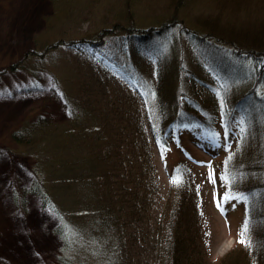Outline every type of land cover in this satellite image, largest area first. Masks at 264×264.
Instances as JSON below:
<instances>
[{
  "label": "rangeland",
  "instance_id": "obj_1",
  "mask_svg": "<svg viewBox=\"0 0 264 264\" xmlns=\"http://www.w3.org/2000/svg\"><path fill=\"white\" fill-rule=\"evenodd\" d=\"M165 1L142 0L133 6V24L139 29L135 35L171 17ZM125 2L0 0V264H54L56 254L50 252L62 246L57 247L50 232L62 224L71 228L69 255L74 264H114L117 257L120 264H159V231L166 225L174 188L183 182L201 213L197 226L201 231L198 247L205 256L202 264H220L234 246L244 245L239 240L247 201L232 194L227 176L229 157L247 147L243 136L249 137V131L242 119L236 116L229 134L222 119L214 117L212 134L186 127L172 131L163 141L151 137L147 116L158 101L159 85L158 65L143 58L145 53L164 63L183 93L192 91L187 79L193 73L212 84L217 80L227 90L240 91L243 82L228 65L230 58L214 57L203 42L181 30L188 27L201 35L193 19L213 11L212 2L182 3L179 13L186 15L182 26L163 37L149 33L134 39L122 31L127 25L124 21L121 29L114 30V23L126 12ZM126 38L133 50H141L139 54L126 50ZM206 65L215 75L200 70ZM214 86L219 92L218 84ZM145 89L154 97L150 103H146ZM211 91L198 87L196 92L208 96ZM241 109H252L250 102ZM118 111L126 113V125L136 117L137 127L147 138L140 151L145 155L148 149L152 155L147 168L149 185L137 203L146 205L142 221L130 204L119 221V193L100 205L102 191L93 184L99 178L97 157L106 149L103 122L117 119ZM39 123H45L42 129ZM19 130L36 132L32 145L12 139L11 133ZM61 160L68 171L64 177ZM131 182L129 176V190L134 188ZM34 183L43 185L67 216L83 210L86 219L71 216L61 221L51 209H43L38 198L19 190ZM12 194L18 196L16 202ZM226 194L234 198L225 200ZM120 229L125 231L124 239ZM85 231L94 236L85 237ZM224 244L229 246L224 248Z\"/></svg>",
  "mask_w": 264,
  "mask_h": 264
},
{
  "label": "trees",
  "instance_id": "obj_2",
  "mask_svg": "<svg viewBox=\"0 0 264 264\" xmlns=\"http://www.w3.org/2000/svg\"><path fill=\"white\" fill-rule=\"evenodd\" d=\"M189 1L193 0H166L167 12L172 10L171 17L164 21L162 25L150 27L144 31L145 33L135 35V31L139 29L135 28L136 26L133 24L135 12L133 6L135 4L140 5L142 0H126L124 5L126 12L116 20L114 30L117 31L120 27H123L124 25L121 24L124 21L127 25L122 31L129 33L127 38H130V36L133 39L134 37L142 38L149 33L163 37L165 33L184 24V16L186 15L182 14L183 16H181L179 9L182 3L185 4ZM209 1L212 2L213 11L201 13L193 19L194 25L201 32V35L188 27H186L187 29L181 27V30L186 34H190L192 40L203 42L215 53L214 57L221 58L224 56L230 58L228 59V65H232L235 70L234 73L243 82L241 88H239L240 91L233 88L227 90L217 80H214L212 84L208 81V78H202L200 75L193 73V78H186L192 86V91L183 93L174 84L173 77H169L164 63L154 55L144 52L143 58L153 65H158L156 77L159 91L156 92L155 96L158 101L154 107L151 106V109H148L147 113L150 134L153 139H162L163 141H165L163 138H167L172 131H180V129L186 127L212 134L213 129L211 126L213 124L211 121L214 117L222 119L225 130L229 134L232 132V123L236 124L237 122L236 116L242 119L245 128L249 131V137L243 136L244 142L248 140L247 147L244 148V151L232 155L231 160H228L227 176L229 177L228 182L232 194L238 196L241 200L247 201L245 221H250L251 246L240 244L234 246L233 250L228 253L225 259L221 260L220 264H264V0ZM102 32H106V30ZM127 38L124 40L129 46L126 47V50L129 53L136 51L135 53L139 54L141 50H133ZM178 70H181V66ZM200 70L206 71L208 76L215 75L207 65L201 66ZM244 72L246 73L245 76H243ZM245 81H252L253 84ZM210 84L213 88L210 87ZM215 84L220 87L219 92L216 91L218 88L214 86ZM198 87L211 89L212 91L209 92L208 96H203L202 93L196 92ZM145 91L146 103L152 102L154 97H151L146 89ZM247 102H250L252 109H241L245 107ZM137 112L140 115L142 114L141 111ZM118 114L117 119L114 118V121L104 120V126L102 125L105 129L106 149L101 156L97 157L98 167H96L95 172L99 171V174H97L99 178L93 181V184L98 190L102 191L103 196L100 197L102 198L101 201L95 199L102 205L103 200L113 201V199H107L108 196L113 197L119 193L118 202L116 203L118 206L120 205L118 209L119 221H122L125 217L124 213L129 211L128 204L131 205L130 209L133 208L134 212L140 216L138 220L141 219L142 221L144 219L143 210L146 205L142 204V207H139L137 203L141 201L140 192L147 189L149 185L146 182L148 178L147 168L152 165V155L148 149L145 155L140 151L141 142L147 141V138L145 132L137 127L136 117L132 124L129 123V126L124 121L126 113L118 111ZM141 117L143 119L142 115ZM43 124L45 125V123ZM43 124H38L40 129H42ZM109 124L113 126L111 130L107 131L108 126H111ZM35 133L29 130L26 132L19 130L13 131L11 137L17 143L30 146L33 144L32 138H34ZM137 136L141 139L139 143ZM115 140L118 141V144ZM243 144L242 142L239 146ZM59 149V146L56 145L55 151L61 156ZM60 163L62 176H67L68 171L64 168L63 160ZM129 176H131V183L134 187L131 190L127 186ZM19 190H22L25 196L31 195L38 198L41 207L51 209L50 211L55 212L57 218L61 221L67 220L71 216L86 219L87 213L83 210L75 211L79 212V215L71 214L67 216L63 209L52 201L49 197L51 196L49 191L43 185L34 183L28 189L21 188ZM12 197L16 202L17 200L14 198H18V196L12 194ZM115 211L116 209H114ZM108 212V216L112 218V209L108 208ZM106 216L104 215V217ZM165 218L166 225H162L159 231L161 237L159 264L204 263L205 256L198 247L201 231L197 224L201 218V213L197 211L194 205L192 192L186 182L176 185L174 188V197ZM70 224L72 223L70 222ZM72 226L76 227L74 224ZM78 230L82 229L79 228ZM70 232L71 228L69 229L67 224L59 225L50 232L51 236L58 241L56 242L57 247L62 246L60 250L53 248L50 252V254H56V258L53 260L54 264H74L69 255ZM147 234L149 233L145 232V235ZM84 235L90 237V235L94 236V233L85 231ZM119 235L124 239V229L119 230ZM58 250L60 255L57 256ZM102 251L105 250H100V252ZM114 264H120L118 257L117 262Z\"/></svg>",
  "mask_w": 264,
  "mask_h": 264
},
{
  "label": "snow or ice",
  "instance_id": "obj_3",
  "mask_svg": "<svg viewBox=\"0 0 264 264\" xmlns=\"http://www.w3.org/2000/svg\"><path fill=\"white\" fill-rule=\"evenodd\" d=\"M242 131H243V129H242ZM229 160H231V156L229 157ZM210 178H212L211 173H210ZM232 198H234V197L230 194H226L224 196L225 200L232 199ZM249 232H250V221L246 220L243 227H242V231L240 233L241 238L239 240V243L244 244L245 246H251V238H250Z\"/></svg>",
  "mask_w": 264,
  "mask_h": 264
},
{
  "label": "bare ground",
  "instance_id": "obj_4",
  "mask_svg": "<svg viewBox=\"0 0 264 264\" xmlns=\"http://www.w3.org/2000/svg\"><path fill=\"white\" fill-rule=\"evenodd\" d=\"M223 246H224V248H226V247H228L229 245H227V244H224Z\"/></svg>",
  "mask_w": 264,
  "mask_h": 264
}]
</instances>
